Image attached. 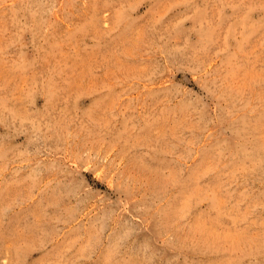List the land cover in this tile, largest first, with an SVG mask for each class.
I'll use <instances>...</instances> for the list:
<instances>
[{
	"label": "rangeland",
	"instance_id": "obj_1",
	"mask_svg": "<svg viewBox=\"0 0 264 264\" xmlns=\"http://www.w3.org/2000/svg\"><path fill=\"white\" fill-rule=\"evenodd\" d=\"M0 264H264V0H0Z\"/></svg>",
	"mask_w": 264,
	"mask_h": 264
}]
</instances>
